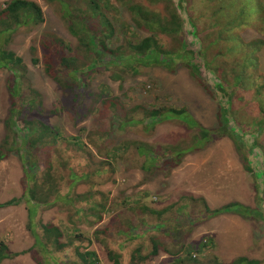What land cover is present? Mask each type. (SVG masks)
<instances>
[{
    "label": "trees",
    "instance_id": "16d2710c",
    "mask_svg": "<svg viewBox=\"0 0 264 264\" xmlns=\"http://www.w3.org/2000/svg\"><path fill=\"white\" fill-rule=\"evenodd\" d=\"M50 1L59 4L62 18L77 40L75 47L57 35L46 33L40 43L41 60L33 58V63L42 64L45 75L61 91L62 97L52 105V109L46 108L40 91L23 84V59L8 48L14 34L20 30L44 24V12L39 4L31 0H0V70L12 73L7 84L10 105L2 119L4 136L0 142V163L16 154L23 167L22 197L0 204V209L24 202L29 209V229L35 236L36 245L47 248L42 238L46 236L48 245L55 252L70 248L77 241L80 246L91 247L93 239L86 238L80 225L100 223L104 214H113L112 218L119 215L108 209V198L101 191V186L112 179L120 163L125 162V156L132 150L144 158L143 169L153 177L167 164L179 166L181 157L190 150L204 148L213 137L227 135L237 138L235 142L242 152L246 171L258 179L250 157L258 149L264 154V146L259 141L264 134V0H205V9L212 23L210 32L199 24L205 14L195 16L189 0H178L177 5L173 0H148V5L135 3L134 0L127 3L125 0L131 13L130 21L118 16V8L111 0ZM161 3L165 4V10L157 9L156 6ZM94 19L99 20V29L91 25ZM143 31L149 35L144 37ZM167 38L176 44L173 49L167 47ZM149 57L153 60L146 59ZM179 64L190 70L208 94L215 96L221 93L228 98L230 105H220L219 108L220 130L203 127L187 107L154 103L149 107L137 105L127 111L128 115L121 120L122 127L115 131V116L131 106L130 90L118 96L106 82L95 88L97 74L103 69L110 72L111 79L120 81L122 89L126 77L140 75L142 66L172 68ZM205 74L212 75L216 84H210ZM142 90L148 91L146 86ZM249 109L255 111L253 120L246 118ZM130 112L136 115L130 116ZM64 113L70 115L75 128L85 123L88 117L94 120L90 126H83L77 129L75 135H70L60 124H51L36 117ZM135 119L142 124L179 120L189 128L198 129L200 135L191 147L171 145L159 151L122 134L128 127V120L131 123L137 121ZM144 128L150 130L149 127ZM237 129L240 133L235 132ZM245 137H253L251 146H247L248 139L243 140ZM82 185L87 188L85 193L78 192ZM63 188L67 189L64 194ZM124 204L127 205L124 212L134 214L137 211L144 219L140 216L141 219L128 220L116 230V234L125 236L126 244L132 243L135 247L130 255L133 264H148L164 248L162 239L158 235L150 236V231L161 232L170 239L171 232L166 222L173 218L165 217L167 209H149L142 199L136 202L135 208H128L130 205L126 201ZM52 207L68 212L71 227L64 228L72 229L74 233L69 246L62 242L65 234L60 225L42 224L36 220L42 208ZM206 211L210 217L227 213L249 217L256 211L264 220L261 210L237 202L216 210L206 208ZM146 214L157 215L158 222L149 224ZM146 225L149 229L143 230ZM110 229L96 230L94 239L99 241L102 233L110 236ZM180 236L171 237L176 241L175 245ZM211 243L210 240L190 246L186 255L177 258L175 263L198 264L194 252L201 254ZM123 249L124 246L120 248L121 251ZM73 253L78 259L68 256L70 264H100L94 250L81 253L76 246ZM17 255L0 241V264ZM108 256L114 264H123L121 252L109 250ZM59 261L57 259L58 264ZM228 264H264V261L244 256Z\"/></svg>",
    "mask_w": 264,
    "mask_h": 264
},
{
    "label": "rangeland",
    "instance_id": "374dc122",
    "mask_svg": "<svg viewBox=\"0 0 264 264\" xmlns=\"http://www.w3.org/2000/svg\"><path fill=\"white\" fill-rule=\"evenodd\" d=\"M31 1L41 6L45 23L33 29L23 28L14 34L8 48L23 59L25 66L23 84L40 91L44 97L46 108L52 109V105L61 99V91L45 75L42 64L35 65L33 63V58L41 60L40 43L42 36L46 33L57 35L75 47L77 40L69 32L68 24L62 18L57 2ZM73 1L75 2V0ZM111 1L118 8V16L121 15L124 20L130 21L131 13L126 6L128 0H126L127 3L125 0ZM173 1L175 5L178 4V0ZM134 2L148 5V0H134ZM189 2L190 9H193L192 12L195 16L205 14V17H201L199 24L201 28H206L210 32L212 23L205 9L207 6L205 0H189ZM156 7L159 10H165L164 3ZM91 25L95 29L100 28L98 19L92 20ZM148 35L143 31L144 37ZM190 40L192 41L193 38ZM175 46L176 44L167 38V47L173 49ZM146 59L153 60L150 57ZM262 68L264 69V53L262 54ZM11 75L12 73L9 71L0 70V142L4 136L2 119L7 115L10 105L7 84ZM205 78L210 84H216L212 75L205 74ZM102 82L111 85L114 93L118 96L130 90L131 106L120 110L115 116L113 120L115 131H119L122 127L121 120L124 115H128L127 111L137 105L149 107L154 103H159V106L187 107L193 118L203 127L219 131L222 123L219 112L220 105H230L228 98L223 94L216 93L215 96L208 94L184 64L172 68L162 65L142 66L140 75L126 77L122 89L120 81H113L110 72L103 69L95 77V88ZM144 86L148 91L142 90ZM250 109L246 113V118L253 120L255 111ZM129 115L136 114L130 112ZM36 117L43 118L51 124H60L70 135H75L77 129L83 126H90L94 120L92 117H88L85 123L75 128L67 113L60 116L37 115ZM135 120L137 121L131 123L128 120V127L124 128L122 134L132 141L143 142L150 148L159 151H163L171 145H179L182 148L191 147L200 135L198 129L189 128L179 120L160 123L149 121L143 124L138 122L139 119ZM242 120L245 121L244 118ZM232 126L233 124L230 127ZM144 127H149L150 130L148 131ZM235 132L240 133L238 129ZM252 138H243V140L248 139V141L245 140L247 146H251ZM235 139L237 138L233 139L227 135L213 137L206 147L194 148L181 157L182 161L179 166L173 167L171 164H167L163 170H157L153 177L143 169L144 158L132 150L125 156V162L120 163L112 179L101 186V191L108 198V209L119 215L112 218L113 214H104V219L100 223H82L80 225V230L86 238L93 239V245L89 248L80 246L77 241L72 243L74 244L72 247H67L68 250L65 248L61 252H55L48 245L46 236L42 238L47 244V248L38 246L35 236L29 229V209L24 202L20 205L0 209V241L5 242L12 252L18 254L13 259L5 260L2 264H58L57 259L60 260V264H70L68 256L78 259L76 253H73L76 246L79 247L81 253L96 251L100 264H114L108 256L109 250L121 252L123 264H133L130 261V255L135 247L132 243L126 244V237H119L116 230L118 231L123 224H127L128 220L130 222L136 218L141 219L140 216L144 219L142 214L137 211L134 214L124 212L127 208V205L124 204L125 201L130 205L128 208H135L137 207L136 202L141 199L149 209L156 211L167 209L165 217L173 218L170 222H166L168 231L171 232L170 239L165 238L161 232L150 229L149 235H158L164 242V248H161L160 254L148 264H176L175 260L185 256L190 246H198L210 240L211 245L205 248L201 254L194 252L199 261L198 264H216L217 262L228 264L244 256L264 261V220L259 216L260 214L255 211L249 217L232 213L210 217L206 211V208L216 210L237 202L252 209H259L264 213V154L259 149L251 153L252 168L258 176L256 179L253 174L246 171L242 152ZM259 141L264 146V134L259 138ZM22 177L23 167L18 155L12 154L0 163V204L22 197ZM86 191L87 188L84 185L78 188L80 193ZM66 192L67 189L63 188L62 193ZM146 216L149 224L154 225L158 222L157 215L146 214ZM36 220L42 224L60 225L65 234L62 242L69 246L74 233L72 229L66 230L71 227L67 211L58 207L42 208ZM64 226L68 227L64 228ZM106 227H111L109 233L111 235L104 236L102 233L99 241L94 239V232L104 230ZM142 229H149V225ZM175 236H180L177 245H175L176 241L171 238ZM122 246L124 249L121 251ZM185 248L186 250L183 252ZM184 264L194 263L186 262Z\"/></svg>",
    "mask_w": 264,
    "mask_h": 264
}]
</instances>
